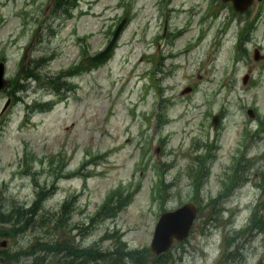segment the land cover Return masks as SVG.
Instances as JSON below:
<instances>
[{"label":"rangeland","instance_id":"obj_1","mask_svg":"<svg viewBox=\"0 0 264 264\" xmlns=\"http://www.w3.org/2000/svg\"><path fill=\"white\" fill-rule=\"evenodd\" d=\"M261 3L0 0V264H264ZM189 202V238L156 256Z\"/></svg>","mask_w":264,"mask_h":264},{"label":"water","instance_id":"obj_2","mask_svg":"<svg viewBox=\"0 0 264 264\" xmlns=\"http://www.w3.org/2000/svg\"><path fill=\"white\" fill-rule=\"evenodd\" d=\"M224 2H232L236 12L244 13L253 5L254 0H224ZM127 23L128 17L126 16L115 30L109 44L99 54L87 58L85 64L93 66L106 60L115 49ZM258 59L259 56L257 55L256 60ZM4 76L5 65L4 63H0V92L10 85V82ZM246 81L247 78L245 79V83ZM186 92H190V89L186 90ZM214 125L217 126V119ZM197 211L198 208L194 203H188L174 212L165 213L156 227L151 244L152 252L156 255H162L171 249L175 241L181 242L185 240L189 236V232L196 219ZM7 245V241H4L0 244V247L5 248Z\"/></svg>","mask_w":264,"mask_h":264},{"label":"trees","instance_id":"obj_3","mask_svg":"<svg viewBox=\"0 0 264 264\" xmlns=\"http://www.w3.org/2000/svg\"><path fill=\"white\" fill-rule=\"evenodd\" d=\"M77 1L78 0H57V7H62V5H64V7H66V13L68 14L70 9H73L74 7H76L77 5ZM119 197L121 198L122 197V194L119 195ZM123 199V198H122ZM129 202H127V198L123 199V200H119L116 204V206H114V211H113V214L114 213H117L119 210H122L124 209L127 205H128ZM109 208L111 206L107 205L105 207H103V211L106 210V208ZM113 217V215H112Z\"/></svg>","mask_w":264,"mask_h":264},{"label":"flooded vegetation","instance_id":"obj_4","mask_svg":"<svg viewBox=\"0 0 264 264\" xmlns=\"http://www.w3.org/2000/svg\"><path fill=\"white\" fill-rule=\"evenodd\" d=\"M254 2H258V3H261V2H263V3H261V4H264V0L263 1H261V2H259L258 0H255ZM260 4V5H261ZM257 50V49H256Z\"/></svg>","mask_w":264,"mask_h":264}]
</instances>
